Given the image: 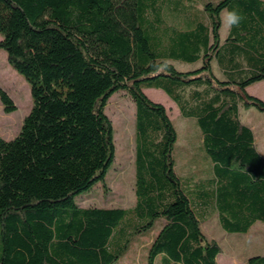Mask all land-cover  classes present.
Wrapping results in <instances>:
<instances>
[{"label":"trees","instance_id":"obj_1","mask_svg":"<svg viewBox=\"0 0 264 264\" xmlns=\"http://www.w3.org/2000/svg\"><path fill=\"white\" fill-rule=\"evenodd\" d=\"M0 0V50L30 86L32 106L12 139L0 134V264H119L150 232L145 264H218L202 222L213 210L228 232L264 221V156L240 107L264 112L246 87L264 79V0ZM244 19L227 42L249 71L220 79L222 9ZM171 20V21H170ZM201 61L179 70L172 63ZM163 89L196 121L209 175L180 176L178 130L145 88ZM135 102L131 207L81 206L78 197L116 157L108 100ZM4 110L17 109L0 87ZM186 175V174H185ZM161 220L157 226V221ZM249 264H264L254 255Z\"/></svg>","mask_w":264,"mask_h":264},{"label":"rangeland","instance_id":"obj_2","mask_svg":"<svg viewBox=\"0 0 264 264\" xmlns=\"http://www.w3.org/2000/svg\"><path fill=\"white\" fill-rule=\"evenodd\" d=\"M171 21V20H170ZM222 35L227 32L221 27ZM2 38L0 34V39ZM172 63L179 70H190L201 66V61L195 63L173 60ZM257 84L255 87L264 92V86ZM0 87H2L13 99L17 109L11 113L4 110L0 99V134L5 139H12L20 130L23 119L32 106L30 86L9 63L4 49L0 50ZM144 92L150 99L162 103L178 130V140L173 150L177 170L185 180L188 171L194 170L196 178H205L209 175L211 161L205 157L202 147L200 130L193 118L186 119L173 99L162 89L145 88ZM135 102L126 90H119L108 100L105 112L112 120L115 130L116 157L106 175L105 183L98 182L90 191L82 193L78 197L81 206L101 207H131L135 204V151H136V128H135ZM260 116L264 119V112L252 106L243 108L241 118L243 121L254 125L258 147L264 146V124L260 122ZM189 171V172H190ZM186 174V175H185ZM161 220L157 221V226ZM205 235L215 238L219 242L222 251L219 254V264H235L234 258L241 257L244 253L253 254L258 246L256 238L252 234H230L223 232L215 216L209 217L202 222ZM142 237V243L132 245V250L126 262H144L146 251L143 246L151 240L149 236ZM124 259L119 264L125 262ZM133 261V262H134Z\"/></svg>","mask_w":264,"mask_h":264},{"label":"crops","instance_id":"obj_3","mask_svg":"<svg viewBox=\"0 0 264 264\" xmlns=\"http://www.w3.org/2000/svg\"><path fill=\"white\" fill-rule=\"evenodd\" d=\"M203 1L204 0H186V5L188 8H197V9H202L203 7ZM215 1V0H214ZM221 27H222V24H221ZM221 27H220V39H221V50H220V56L223 58L224 56V60L226 61V64L225 62L223 63V60L222 62L219 61L217 59V57L213 58L212 60V69H213V72L214 74L220 78V79H228V78H237L239 77L240 75H242L244 72L246 71H249L250 70V67L248 66L247 64V61L246 59H244V57L240 54H235V59L233 62L230 61V58L231 56V53H229V48L233 45L231 42H227V37L229 35V32L230 30H227V32L222 35V32H221ZM259 82L258 84H261L264 86V79L263 80H260V81H257ZM255 82V83H257ZM257 84H250L246 87V90L249 94L253 95V96H256L262 100H264V92H261L259 89H257L255 86ZM161 89V88H159ZM163 90V89H162ZM164 91V90H163ZM165 92V91H164ZM166 93V92H165ZM167 94V93H166ZM168 95V94H167ZM169 96V95H168ZM170 97V96H169ZM171 98V97H170ZM172 99V98H171ZM179 108V107H178ZM244 107H240L239 109V117H240V120L246 124L247 126H249L253 132H254V135H255V143L257 145V149L259 150V152L264 156V146L262 147V150L258 147V143H257V138H256V133H255V127L254 125L252 124H249V123H245L243 121V119L241 118V114H242V110H243ZM245 109H249V108H245ZM180 110V109H179ZM260 122L262 124H264V119L260 116ZM177 164V163H176ZM190 171V170H189ZM187 172V173H192L194 174V170L190 171V172ZM215 216L218 223H219V226L221 228V230L224 232H228L220 223L219 221V214H218V211H215L213 210L209 215L206 216V218L204 219V221H206L209 217H213ZM203 224V223H202ZM203 231L205 232L204 228L202 227ZM224 232V233H225ZM230 234H252L253 238H256L257 242H258V246L256 247L255 250H253V254L251 253H244V255H241V257H235L234 259V263L235 264H249L248 263V259L254 255H264V221L262 220H255L251 226L249 227V229L246 231V232H228ZM142 237H140L137 241L134 242V244H138V243H142L143 241L141 240ZM210 239H215V238H210ZM217 240V239H215ZM150 242H146L144 243V250L146 251V255H147V248H148V244ZM133 244V245H134ZM221 247V246H220ZM130 250H132V247L130 248ZM130 250L128 251V253L123 257V259L125 260V262L121 263V264H145V259H144V262H134L133 261H128L126 262V259L128 257V255L130 254ZM221 251H222V248H221ZM221 253V252H220ZM219 253V254H220ZM219 254L217 256V262L219 264ZM146 258V257H145ZM123 260V261H124Z\"/></svg>","mask_w":264,"mask_h":264},{"label":"clouds","instance_id":"obj_4","mask_svg":"<svg viewBox=\"0 0 264 264\" xmlns=\"http://www.w3.org/2000/svg\"><path fill=\"white\" fill-rule=\"evenodd\" d=\"M219 19L222 26L231 30L233 27H239L244 17L236 8H227L221 10Z\"/></svg>","mask_w":264,"mask_h":264}]
</instances>
